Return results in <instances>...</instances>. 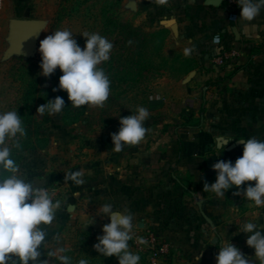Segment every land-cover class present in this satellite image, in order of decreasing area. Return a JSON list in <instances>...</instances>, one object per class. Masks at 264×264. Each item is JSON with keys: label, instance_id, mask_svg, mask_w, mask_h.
<instances>
[{"label": "rangeland", "instance_id": "374dc122", "mask_svg": "<svg viewBox=\"0 0 264 264\" xmlns=\"http://www.w3.org/2000/svg\"><path fill=\"white\" fill-rule=\"evenodd\" d=\"M178 1L184 0H168L164 5H157L154 0H136L138 6L134 7L130 0H54L43 5L37 14L34 3L16 2L17 6L29 9L30 18L26 19L33 20L35 26L28 45H18L15 35H9L5 41L7 46H0V113L18 109L28 82L38 80L43 87L59 85L63 74L59 68L50 78L41 75L39 47L46 36L67 29L83 49L86 37L82 34L98 33L114 45L110 59L99 65L111 81L110 95L103 108L86 105L84 115L76 123L64 125L61 113L44 120V114L37 113L39 103H35L36 118L44 120L42 130L50 141L43 149L24 152L18 164L20 174L48 190L54 201L61 202L55 220L45 226L48 236L42 259L47 258V251L62 246L70 249L64 254L72 257V264H78L80 259L88 264H119L115 256H101L93 247L98 242L97 237L103 235L102 226L109 223L108 217L97 214L99 208L111 203L115 209L129 208L135 218L133 232L136 235L129 244L130 250L140 255L139 264H216L223 237L259 264L255 250L247 246V235L240 227L236 234L234 229L223 233L204 218V211L198 207L194 195L174 181V168L148 164L141 158L144 151L158 150L157 141L168 140L165 131L177 118L190 125L186 115L177 117L156 111L161 101L154 100V95L159 93L164 77H182L197 61L191 53L185 55L176 50L174 46L184 39L172 37L168 32L164 40L159 38L164 46L150 47L141 59L142 66L147 68L139 76L127 79L125 72L116 74L118 69L137 60L136 47L126 46L109 20L118 18L153 32L146 24H136L138 15L147 12L149 19L172 17L177 13ZM13 3L7 0L6 6ZM21 56L30 57L33 65ZM141 106L147 108L150 115L144 125L148 129L145 139L139 145L125 146L123 151L115 152L111 134L119 131L120 118L133 115ZM197 122L198 119L195 124ZM107 158H113L112 164ZM75 172L82 173L83 183L65 179L68 173ZM252 218V222L264 230V221L260 222L259 216ZM149 234L155 236L160 246L166 245L167 251L159 254L149 251ZM138 236L147 239L148 244L137 245ZM197 256H200L198 262ZM50 264L60 262L50 258Z\"/></svg>", "mask_w": 264, "mask_h": 264}, {"label": "clouds", "instance_id": "9594fccd", "mask_svg": "<svg viewBox=\"0 0 264 264\" xmlns=\"http://www.w3.org/2000/svg\"><path fill=\"white\" fill-rule=\"evenodd\" d=\"M168 0H154L157 5H164ZM240 6V18L253 21L262 10L264 0H235ZM86 37L82 49L71 31L57 30L40 41L41 75L50 78L57 68L63 73L59 77L58 88L64 90L74 108L84 105L103 108L110 95L111 81L103 68L99 67L110 59L113 43L98 33L82 34ZM215 42H219L218 39ZM185 55L190 53L184 50ZM65 101L56 96L37 108V113L55 116L62 112ZM150 118L147 108L141 106L133 115L120 118V129L112 133L113 150L123 151L125 146L139 145L148 129L144 126ZM26 129L17 110L0 113V264H50L55 258L60 264H72V257L65 255V247H56L47 251L43 258L48 231L61 209V202L53 200L48 190L27 181L20 174V167L13 160L12 151L21 150V138L26 137ZM230 140L217 142L222 151ZM243 144V154L233 164L231 160H218L212 165L216 171L215 182H204L203 190L215 194L217 198L236 187L234 195H242L257 207L264 208V140L256 137L238 140ZM220 154V153H219ZM82 173H68L65 179L76 184L83 183ZM255 181V184L245 182ZM97 214L109 218V223L102 226L103 235L97 237L94 249L104 257L115 256L119 264H139L140 255L130 250L129 241L135 237L133 232L134 216L127 207L115 209L111 203H104ZM94 222V219L91 223ZM90 223V224H91ZM240 231L247 235L246 244L253 248L254 256L259 264H264V230L253 222H244ZM136 242L147 245L144 237H136ZM219 253L216 264H255L240 249L220 238ZM197 262L200 256L196 257ZM78 264H88L80 259Z\"/></svg>", "mask_w": 264, "mask_h": 264}, {"label": "crops", "instance_id": "0c3cea01", "mask_svg": "<svg viewBox=\"0 0 264 264\" xmlns=\"http://www.w3.org/2000/svg\"><path fill=\"white\" fill-rule=\"evenodd\" d=\"M13 1L6 6L5 0L0 19V46H7L5 41L9 35L17 38L13 28L16 18H30L28 8L16 5L22 0ZM25 1L35 4V14L43 5L54 2ZM130 1L134 7L138 6L136 0ZM177 3V13L172 17L149 19L145 12L138 15L136 24H146V28L153 30L166 28L172 37H182L184 41L178 42L175 49L181 52L189 49L196 58V66L182 77H164L159 93L154 95V100L161 101L156 111L177 117L186 115L191 123L183 124L177 118L169 130L165 129L168 140L160 139L156 142L158 150L144 151L141 158L148 164L174 168L172 177L177 176L184 185H189L187 190L204 211V218L223 233L234 229L236 234L244 222L254 221L252 216H259L258 220L263 222L264 208L255 206L242 195H234L235 186L221 198L205 192L203 187L205 181L211 184L216 180L214 163L231 160L234 164L242 156L243 144L238 140L252 137L264 140V10L251 22L240 17L231 22L222 3L206 4V0ZM170 19H175L177 31L168 24ZM232 26H236L238 36ZM220 32L228 45L240 51L236 60L224 65L214 61L216 48L212 38ZM197 119L199 122L195 124ZM223 139L230 142L222 151L217 142L223 143ZM107 161L112 164L114 160L107 158ZM247 184L251 181L245 182V186Z\"/></svg>", "mask_w": 264, "mask_h": 264}, {"label": "trees", "instance_id": "16d2710c", "mask_svg": "<svg viewBox=\"0 0 264 264\" xmlns=\"http://www.w3.org/2000/svg\"><path fill=\"white\" fill-rule=\"evenodd\" d=\"M109 23H111L114 28H116L124 39V44L126 46H135L134 54L137 56V60H132L127 66L122 69H118L116 74L125 72L127 79H134L139 76L147 66H142V60L145 58L150 47L153 46H164L159 40L165 39L166 34L169 32L166 28H160L154 30L153 32H146L144 29L134 26L130 22H124L118 18H110ZM220 34H222L220 32ZM22 59L26 60L29 65L32 59L30 57L21 56ZM196 66V63L192 65L186 73L192 70ZM38 76L36 77V79ZM130 79V80H131ZM53 88H58V85L41 86L38 80L28 82L26 90L22 95V100L20 106L17 109L20 115L23 126L26 129V137L21 138L22 149L12 151V159L16 161L17 164L20 163L24 152L26 150L43 149L50 141V138L42 130V122L48 118L49 114L44 113V120L38 121L35 115V103L38 102L39 105L45 104L48 100L54 99L56 96H60L65 101V107L61 112L62 124L73 125L79 118L84 115L86 110V105L79 108H74L71 101L68 99V93L64 90L53 91ZM39 107V106H38ZM37 107V108H38ZM174 181L180 184L186 190L188 187L182 183V181L174 176Z\"/></svg>", "mask_w": 264, "mask_h": 264}, {"label": "built area", "instance_id": "2783aa9c", "mask_svg": "<svg viewBox=\"0 0 264 264\" xmlns=\"http://www.w3.org/2000/svg\"><path fill=\"white\" fill-rule=\"evenodd\" d=\"M222 4L227 13L228 19L231 22H236L240 17V12H241L240 6L235 2V0H222ZM4 9H5V0H0V18L2 16ZM217 39L219 41L218 43L215 42ZM212 44L216 48V55L214 61L218 65L231 63L239 57L240 54L239 49L236 46L228 45L223 35L220 33L214 35V37L212 38ZM251 184L254 185L255 181H251ZM147 239L151 241L149 247L152 250L149 249V251L156 252L158 254L167 251L168 249L167 246L166 245L160 246L157 243V240L153 234H149L147 236ZM135 243L139 245V243L136 242V238H135Z\"/></svg>", "mask_w": 264, "mask_h": 264}, {"label": "water", "instance_id": "95a60500", "mask_svg": "<svg viewBox=\"0 0 264 264\" xmlns=\"http://www.w3.org/2000/svg\"><path fill=\"white\" fill-rule=\"evenodd\" d=\"M222 0H206V4L220 5ZM174 31H177V23L175 19L168 20ZM35 26V22L31 19L18 18L14 20V31L18 33L17 43L20 46L28 45L30 43L31 33ZM233 32L238 36V31L236 26H232Z\"/></svg>", "mask_w": 264, "mask_h": 264}]
</instances>
